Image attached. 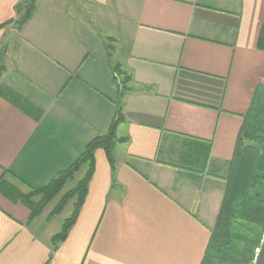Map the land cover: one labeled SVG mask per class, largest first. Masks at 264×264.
<instances>
[{"label":"crops","instance_id":"0c3cea01","mask_svg":"<svg viewBox=\"0 0 264 264\" xmlns=\"http://www.w3.org/2000/svg\"><path fill=\"white\" fill-rule=\"evenodd\" d=\"M20 1L0 0V178L42 186L114 121L116 168L97 148L56 249L74 207L32 219L0 190V264H200L264 85V0H37L19 28Z\"/></svg>","mask_w":264,"mask_h":264},{"label":"trees","instance_id":"16d2710c","mask_svg":"<svg viewBox=\"0 0 264 264\" xmlns=\"http://www.w3.org/2000/svg\"><path fill=\"white\" fill-rule=\"evenodd\" d=\"M16 25L22 28L37 9V0H21L16 6ZM5 23L0 24V27ZM258 45L264 49V25L259 34ZM0 66V75L3 71ZM117 75L116 79L119 77ZM125 83V80L120 82ZM12 97V92L10 93ZM23 109L31 111L36 118L41 110L14 95ZM118 106V114L121 112ZM35 112V113H34ZM114 121L107 133L91 139L78 157L65 169L57 172L46 184L29 186L28 192L0 178V190L13 201L24 202L31 210V218L40 215L44 208L61 194L66 184L87 165L84 176L61 195L52 213L60 212L73 198L76 199L72 214L64 220L62 229L52 237L54 249L65 240L76 222L89 189L95 170V151L104 148L115 172L113 143L116 139ZM227 181L222 205L205 255L200 264H253L264 236V85H259L252 97L237 138L234 155L228 162Z\"/></svg>","mask_w":264,"mask_h":264},{"label":"rangeland","instance_id":"374dc122","mask_svg":"<svg viewBox=\"0 0 264 264\" xmlns=\"http://www.w3.org/2000/svg\"><path fill=\"white\" fill-rule=\"evenodd\" d=\"M81 11L84 12V9H82ZM94 27H95V26H94ZM95 29H98V27H95ZM120 78L123 79V75H121ZM116 84H117V83H116ZM86 170H87V165H84V166L80 169V171H78V172L75 174V179L72 180V181H69V182L66 184L65 189H64L63 192H65L67 189H69L70 187H72V186L76 183V181H77L78 179L82 178V177L84 176ZM63 192H62L61 194H59V195H58L53 201H51V202L46 206V209H45L46 211H47L48 209H52V208L58 203V200H59V198L61 197V195L63 194ZM75 200H76V199L73 198V199H71V200L69 201L68 208L73 209V207H74V203H75Z\"/></svg>","mask_w":264,"mask_h":264},{"label":"water","instance_id":"95a60500","mask_svg":"<svg viewBox=\"0 0 264 264\" xmlns=\"http://www.w3.org/2000/svg\"><path fill=\"white\" fill-rule=\"evenodd\" d=\"M253 264H264V236L261 242L259 249L257 250V254Z\"/></svg>","mask_w":264,"mask_h":264}]
</instances>
